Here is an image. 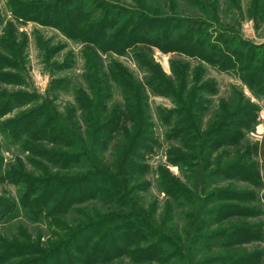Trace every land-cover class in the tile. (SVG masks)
Here are the masks:
<instances>
[{"label": "trees", "instance_id": "trees-1", "mask_svg": "<svg viewBox=\"0 0 264 264\" xmlns=\"http://www.w3.org/2000/svg\"><path fill=\"white\" fill-rule=\"evenodd\" d=\"M4 2L0 117L18 111L0 120V186L14 187L0 191V264H264V248L242 246L264 240L255 217L260 205L264 212V155L260 166L256 145L239 129L252 125L256 105L230 85L232 95L205 121L209 86L195 76L209 64L264 93V41L241 30L244 20H264V0ZM20 18L83 47L81 80L55 85L72 98L61 109L49 97L19 109L29 93L1 85L24 82L28 37L17 29ZM39 41L44 57L53 55ZM154 47L178 55L170 74ZM127 48L140 73L114 56ZM150 94L176 106L155 115ZM162 124L174 141L166 162L179 176L148 161Z\"/></svg>", "mask_w": 264, "mask_h": 264}, {"label": "rangeland", "instance_id": "rangeland-1", "mask_svg": "<svg viewBox=\"0 0 264 264\" xmlns=\"http://www.w3.org/2000/svg\"><path fill=\"white\" fill-rule=\"evenodd\" d=\"M4 0H0V10L3 12L5 9ZM5 12V11H4ZM9 12V11H8ZM10 16V13L7 15ZM19 23L16 24L17 29L22 32H26L28 37V44L25 48V64L27 65L26 71H20L23 74L24 82L20 85H13L7 83L2 87H6L8 90H20L29 93L27 98L20 101V108L22 110H28L35 105L44 104L48 102L49 98H55L59 108L62 107L68 100H71V95L68 90H61L59 86L56 88V83L59 79L69 77L71 83L81 80V73L83 71V65L85 57L83 56V47L78 42L68 40L64 37L56 28L51 26H41L39 23L32 20H18ZM2 24H0V32L2 33ZM244 37L253 40L256 43L264 41V20L262 22H254L251 19L244 20L241 27ZM44 40L48 42V45L54 47L53 55L49 57H44L43 48L41 45ZM21 41L20 39H18ZM39 41V42H38ZM20 43V42H19ZM16 43V44H19ZM45 44H47L45 42ZM43 45V44H42ZM82 47V48H81ZM154 56L157 61H159L163 70L167 73H171L170 62L176 60V53L173 51L162 52L158 48H153ZM72 55V58H71ZM118 60L122 61V64L127 66L134 73H140L137 65L136 54L133 53L131 48H127L125 53L119 55L114 54ZM11 58V57H9ZM184 60L190 61L192 65H196L195 60H191L187 57H180ZM13 59V58H11ZM107 63L109 59H104ZM57 63V65L55 64ZM204 70L201 77V74L196 73L197 83H206V86H209V90L204 91L203 94L207 99L211 101L210 108L208 106V111L205 113L203 120L206 121L210 109H214L217 106V101L222 98L227 99L232 95L230 85L236 87H242L246 96L249 98V101L256 105V109H251L250 113L253 114L252 125H244V128H239L240 130L244 129L245 138L252 145H256L258 155V163L262 166V155H264V93L253 94L248 90L246 84L243 82L240 74H233L232 71H222L214 68L209 64H203ZM4 70H9V66H2ZM10 71L15 72L16 70L11 69ZM140 75V74H139ZM206 79V81H204ZM83 80V79H82ZM30 101V102H29ZM149 107L152 109V112L155 113L156 109H172L176 105L172 100L165 96L159 95H149ZM18 110H12L4 114L1 119L6 117H12L15 112ZM156 115V113H155ZM156 119V118H155ZM249 123V122H248ZM156 124L161 125L160 120L157 117ZM247 128V129H246ZM238 129V131H240ZM158 137L161 142L160 145L156 146L155 151L149 154L148 161H150L151 166L156 167L158 163H166L168 149L171 147L173 140H170L165 136V127L162 124V127H157ZM216 142V141H215ZM214 142V143H215ZM247 149L249 148V143ZM6 156L8 154L6 153ZM169 170L174 175H180L181 171L177 164L169 161L167 164ZM232 180L233 177H230ZM228 181V180H227ZM239 185L242 184V180L236 181ZM226 183V182H223ZM1 192H10L14 193V187L12 185H2L0 186ZM264 192V186L259 189V195ZM163 195V194H161ZM263 206L260 205L259 214L255 217H258L263 221V232H264V212L262 209ZM256 220V218H254ZM242 246H247L248 248H264V240L247 243L243 242Z\"/></svg>", "mask_w": 264, "mask_h": 264}]
</instances>
